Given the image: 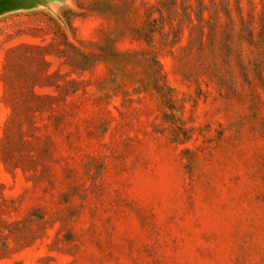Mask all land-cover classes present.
Segmentation results:
<instances>
[{"label": "rangeland", "instance_id": "1", "mask_svg": "<svg viewBox=\"0 0 264 264\" xmlns=\"http://www.w3.org/2000/svg\"><path fill=\"white\" fill-rule=\"evenodd\" d=\"M41 36L81 83L38 117L36 172L0 160V217L39 236L0 264H264V0L1 15L0 146L6 52Z\"/></svg>", "mask_w": 264, "mask_h": 264}, {"label": "trees", "instance_id": "2", "mask_svg": "<svg viewBox=\"0 0 264 264\" xmlns=\"http://www.w3.org/2000/svg\"><path fill=\"white\" fill-rule=\"evenodd\" d=\"M41 37V42H22L10 47L3 64L1 80L10 113L4 126L0 160L11 173L17 169L24 173L38 170L48 152L37 133L40 130L38 117L52 111L81 83L73 78L65 80L60 72L50 70V57H61L64 49L54 39L49 41ZM80 65V70L88 68L87 62ZM45 89L52 91H43ZM38 237L25 222L0 217V258L9 256L17 247L31 244Z\"/></svg>", "mask_w": 264, "mask_h": 264}, {"label": "water", "instance_id": "3", "mask_svg": "<svg viewBox=\"0 0 264 264\" xmlns=\"http://www.w3.org/2000/svg\"><path fill=\"white\" fill-rule=\"evenodd\" d=\"M62 2L63 0H41L36 3H32V0H16L15 2H13V0H8L4 4L0 1V16L18 11L34 10L44 5Z\"/></svg>", "mask_w": 264, "mask_h": 264}, {"label": "bare ground", "instance_id": "4", "mask_svg": "<svg viewBox=\"0 0 264 264\" xmlns=\"http://www.w3.org/2000/svg\"><path fill=\"white\" fill-rule=\"evenodd\" d=\"M8 0H3V3L5 4V2ZM16 0H13V2H15ZM41 0H32V3H36V2H40Z\"/></svg>", "mask_w": 264, "mask_h": 264}]
</instances>
